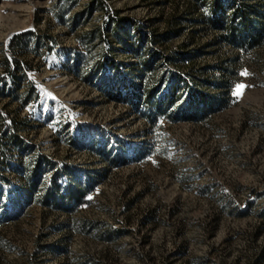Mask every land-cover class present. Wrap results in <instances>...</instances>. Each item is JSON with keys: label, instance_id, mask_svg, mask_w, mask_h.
<instances>
[{"label": "rangeland", "instance_id": "374dc122", "mask_svg": "<svg viewBox=\"0 0 264 264\" xmlns=\"http://www.w3.org/2000/svg\"><path fill=\"white\" fill-rule=\"evenodd\" d=\"M207 15L193 0H0V264H264V38L219 41ZM200 93L224 108L193 117Z\"/></svg>", "mask_w": 264, "mask_h": 264}, {"label": "trees", "instance_id": "16d2710c", "mask_svg": "<svg viewBox=\"0 0 264 264\" xmlns=\"http://www.w3.org/2000/svg\"><path fill=\"white\" fill-rule=\"evenodd\" d=\"M198 2L200 6H204L207 8L208 15L207 17H203L201 22L208 24V26L220 33V40H233L235 37L240 36L241 43L240 46H255L258 45L262 38H264V9L257 10L254 6L247 4L243 0H228L227 3H224L222 0H193ZM264 8V7H263ZM254 20L257 23H254ZM24 35L15 36L9 43V51L16 55L17 50H23L25 45L21 44L22 38ZM2 68L6 73V77L10 76L12 79V89L11 91H16L20 86L21 81L25 78L24 69L21 66L17 57L12 59L10 62L7 58H2L1 60ZM27 70V69H26ZM19 74L21 76L17 77ZM32 85V83L28 82ZM30 85V86H31ZM0 94H3L5 90V85H1ZM149 94V92H147ZM174 90L170 91L167 98L172 100L174 98ZM29 94L22 96L20 100V109L24 108L29 104ZM195 103H190V110L194 109L195 112L192 114L193 117L200 116V118L209 116V114L216 108V110H222L224 108V99L220 97H206L201 93L198 94L195 98ZM161 104H157V109ZM3 124V118L0 116V125ZM1 128V126H0ZM8 144H13L15 146H19L17 142L18 138L16 135H10L8 138ZM18 144V145H17ZM3 142L0 141V156H2ZM32 184V183H31ZM30 184V185H31ZM33 186V185H32ZM85 190L80 191L78 187L70 188L66 191V193L61 195V199L64 200L70 206H75L78 204L82 198L86 194L83 192ZM27 194V193H26ZM22 197V201L26 202L27 195ZM52 194H48L46 196L45 202L48 203ZM21 201V202H22ZM50 203V202H49ZM51 206L54 204L51 203ZM117 233H121L119 231L109 232L108 235L111 237L117 236ZM261 258L264 256V251L261 253Z\"/></svg>", "mask_w": 264, "mask_h": 264}, {"label": "snow or ice", "instance_id": "6c2138e0", "mask_svg": "<svg viewBox=\"0 0 264 264\" xmlns=\"http://www.w3.org/2000/svg\"><path fill=\"white\" fill-rule=\"evenodd\" d=\"M239 87H242V86H239Z\"/></svg>", "mask_w": 264, "mask_h": 264}]
</instances>
